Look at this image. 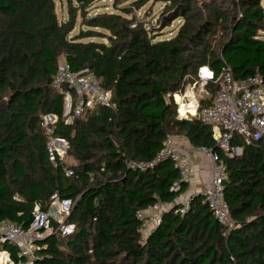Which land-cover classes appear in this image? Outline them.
Wrapping results in <instances>:
<instances>
[{
	"label": "trees",
	"instance_id": "16d2710c",
	"mask_svg": "<svg viewBox=\"0 0 264 264\" xmlns=\"http://www.w3.org/2000/svg\"><path fill=\"white\" fill-rule=\"evenodd\" d=\"M157 1L165 9L151 30L136 16L149 0L89 18L97 0H69L64 19L56 0H0V221L28 229L36 207L47 211L54 195L76 204L65 222L74 233L39 242L33 264H264V139L237 138L242 153L226 158L212 129L180 117L173 100L199 83L202 66L216 80L226 66L237 82L264 76L263 0ZM79 12L87 29L76 32ZM174 21L179 29L163 39ZM62 62L111 90L113 107L97 105L68 123L66 95L76 102V93L54 87ZM218 87L206 85L211 97L200 109ZM48 115L57 118L44 127ZM175 134L224 160L233 228L202 195H192L180 212L189 183L172 189L180 173L170 160L156 161ZM50 138L68 141L72 163L51 162ZM157 204L168 208L145 236L138 212ZM5 248L18 259L13 244Z\"/></svg>",
	"mask_w": 264,
	"mask_h": 264
},
{
	"label": "built area",
	"instance_id": "2783aa9c",
	"mask_svg": "<svg viewBox=\"0 0 264 264\" xmlns=\"http://www.w3.org/2000/svg\"><path fill=\"white\" fill-rule=\"evenodd\" d=\"M135 26L136 24H133L132 28ZM198 78L199 83L203 85H207L211 81L218 83L219 87L213 97V102L211 105L200 109L199 100H190L192 96L187 90L189 88L182 93H175L173 100L178 106L180 117L190 119L197 117L204 125L209 126L212 129L214 140L218 147L223 150L226 158L242 153V148L233 144L235 139L242 138L246 144L264 139V76L260 72L237 82L231 68L226 66L223 68L219 79L216 80L215 71L209 66H202L199 69ZM54 87L57 89L66 87L73 89L76 93L75 106L71 92H67L66 95V99L69 100V108L66 107L68 123L72 122L75 117L81 116L86 109L94 108L97 105L113 107L111 90L102 89L97 79L88 70L81 73L75 72L67 62H62L59 65ZM192 109H195V114H192ZM72 110L73 114H71ZM50 118L52 115L44 116L42 126L49 127L56 121L55 118L52 120ZM48 133H52L50 128H48ZM68 148L69 143L65 139L50 138L47 150L50 160L55 166L58 165V159L65 160ZM194 152L205 155L212 162V177L208 188L196 194L203 196V203L209 206L215 217L223 225L233 228L234 222L230 217L229 206L225 201L224 183L227 179V173L224 160L213 150H208L205 147L194 148ZM162 160H170L174 168L180 173L181 179L174 183L172 189H179L183 182L190 183L195 174L193 156L189 150L176 144L171 135L168 136L156 159V161ZM200 172L203 173L205 170ZM65 173L69 178L75 177L72 169H66ZM189 200L182 203L185 205L184 208L180 209L182 214L185 213ZM73 206L72 201L61 200L58 195H54L47 211L42 212L39 206L36 207L35 220L28 229H23L12 222L0 221V264H33L36 259V251L40 248L39 242L57 233L62 236L72 235L75 231V225L65 222ZM167 208L166 205L157 204L138 212V218L143 222L142 231L145 236L151 229V222L156 221L157 225L162 212ZM151 213H155V215ZM52 221L58 224L57 228L52 224ZM7 243L16 247L18 259L15 260L9 249L5 248Z\"/></svg>",
	"mask_w": 264,
	"mask_h": 264
},
{
	"label": "rangeland",
	"instance_id": "374dc122",
	"mask_svg": "<svg viewBox=\"0 0 264 264\" xmlns=\"http://www.w3.org/2000/svg\"><path fill=\"white\" fill-rule=\"evenodd\" d=\"M69 0H56L57 2V14L59 15L60 19H64L67 18V3ZM133 1H137V0H97V3L90 8L88 14V18L95 16L97 14H99V12H117V13H122L121 9L126 8V7H130L131 3ZM204 1V0H203ZM264 3V1H263ZM165 9V5L163 2L161 1H157V0H149V2L142 7L140 10H138L137 15L140 17V19L143 20V22L146 23V27L148 29L153 30V26L156 25L158 23V21L161 18V14ZM129 17V16H128ZM131 17V16H130ZM143 17V18H142ZM181 23L179 24V21H174L172 24L171 28H166L165 31L163 32V39H168L171 38L176 31L179 29ZM81 29H87L86 26V21L84 19V17L82 16L81 12L78 13L77 16V27H76V32L81 30ZM172 31H174L172 33ZM187 88V90H189V93L191 94L192 98L190 100H200L201 99H207L209 97H211L210 95L207 94V88L206 85L200 84V83H196L193 85H189ZM189 103V101H187ZM75 102H73L74 105ZM66 106L69 108V100L68 98L66 99ZM71 106V104H70ZM66 108V107H65ZM67 110V108H66ZM73 111V110H72ZM68 112V110H67ZM195 114V111L194 113ZM50 120H52V118H50ZM173 138L174 142H178V144H185V137L183 135H171ZM65 162L67 163H72V160L68 158V156L65 157ZM195 176V175H194ZM210 183V182H209ZM208 180L205 181L204 179L201 181V183L198 184V187H200L201 190L199 191H205L208 188ZM193 190V189H192ZM191 191L187 192V194L185 193V195L182 196L181 199H179V201L181 202H187L190 197H191ZM152 214V213H151ZM152 215H155V213H153ZM156 225V221L151 222L150 224V228L152 229L154 226Z\"/></svg>",
	"mask_w": 264,
	"mask_h": 264
},
{
	"label": "crops",
	"instance_id": "0c3cea01",
	"mask_svg": "<svg viewBox=\"0 0 264 264\" xmlns=\"http://www.w3.org/2000/svg\"><path fill=\"white\" fill-rule=\"evenodd\" d=\"M264 1V0H263ZM189 101V100H188ZM65 107L66 106V100H65ZM193 111H195V109H192L191 112L193 113ZM65 116H67V110L65 108ZM176 144H178V142H175ZM182 147H184L185 149L189 150V152H191L192 156H193V160H194V167H195V176L192 177L190 183H189V188L186 191L190 192L191 191V196L196 194L197 192H200L199 190L200 187H198V184L201 183V181L204 179L205 181L208 180V183L211 181V177H212V162L210 161V159L208 157H206L203 154H199L197 152H194V147L189 143L188 140L185 139V144H178ZM201 170H205V172H200ZM193 189V190H192ZM185 195V193L183 194ZM182 195V196H183ZM182 196L180 197V199L182 198ZM179 203H183L181 201H179Z\"/></svg>",
	"mask_w": 264,
	"mask_h": 264
},
{
	"label": "water",
	"instance_id": "95a60500",
	"mask_svg": "<svg viewBox=\"0 0 264 264\" xmlns=\"http://www.w3.org/2000/svg\"><path fill=\"white\" fill-rule=\"evenodd\" d=\"M52 118H53V119H54V118L56 119V117H54V115H52ZM75 206H76V204H74L73 208H74Z\"/></svg>",
	"mask_w": 264,
	"mask_h": 264
},
{
	"label": "bare ground",
	"instance_id": "6f19581e",
	"mask_svg": "<svg viewBox=\"0 0 264 264\" xmlns=\"http://www.w3.org/2000/svg\"><path fill=\"white\" fill-rule=\"evenodd\" d=\"M193 113H194V111H193Z\"/></svg>",
	"mask_w": 264,
	"mask_h": 264
}]
</instances>
